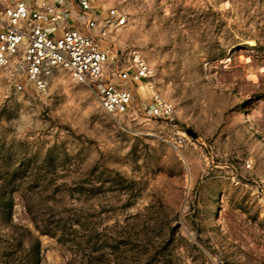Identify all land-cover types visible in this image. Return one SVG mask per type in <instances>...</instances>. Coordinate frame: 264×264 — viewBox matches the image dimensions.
<instances>
[{
  "label": "rangeland",
  "instance_id": "obj_1",
  "mask_svg": "<svg viewBox=\"0 0 264 264\" xmlns=\"http://www.w3.org/2000/svg\"><path fill=\"white\" fill-rule=\"evenodd\" d=\"M126 17L169 120L0 69V264H264V0H97ZM81 26L80 23H74Z\"/></svg>",
  "mask_w": 264,
  "mask_h": 264
},
{
  "label": "built area",
  "instance_id": "obj_2",
  "mask_svg": "<svg viewBox=\"0 0 264 264\" xmlns=\"http://www.w3.org/2000/svg\"><path fill=\"white\" fill-rule=\"evenodd\" d=\"M126 20L97 0H0V69L13 77L16 91L36 93H45L54 73L65 70L113 117L134 113L130 85L148 83L144 113L169 120L173 106L156 93L155 73L141 55L129 50L118 60L102 46ZM75 22L81 26H71Z\"/></svg>",
  "mask_w": 264,
  "mask_h": 264
},
{
  "label": "crops",
  "instance_id": "obj_3",
  "mask_svg": "<svg viewBox=\"0 0 264 264\" xmlns=\"http://www.w3.org/2000/svg\"><path fill=\"white\" fill-rule=\"evenodd\" d=\"M71 26H73V27H77V25H76V24H74V23H72V24H71Z\"/></svg>",
  "mask_w": 264,
  "mask_h": 264
}]
</instances>
